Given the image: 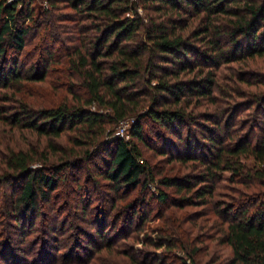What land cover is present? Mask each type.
<instances>
[{
	"label": "trees",
	"instance_id": "trees-1",
	"mask_svg": "<svg viewBox=\"0 0 264 264\" xmlns=\"http://www.w3.org/2000/svg\"><path fill=\"white\" fill-rule=\"evenodd\" d=\"M47 2L41 20L34 17L33 0H0V188L12 190L8 206L15 225L22 232L28 218L29 228L44 219L55 231L45 220L60 214L44 212L41 202H52L69 178L66 170L100 157L89 180H106L101 185L117 200L136 193L84 231L82 243L92 245L86 259L64 264L87 263L140 232L154 211L152 201L165 212L196 200L209 205L196 216L211 214L212 222L199 229L206 233L184 229L178 213L170 219L157 212L163 216L158 233H146L144 240L152 253L126 251L128 264H165L156 254L162 246L166 257L176 247H185L194 262L209 255L198 263L264 264V92L230 91L256 85L260 75L238 73L230 84L218 78L224 64L264 57V0ZM204 101L210 110H197ZM253 107L245 130L250 117H237ZM128 118H134L129 140L102 139ZM148 122L155 138L145 132ZM139 143L199 170L159 174ZM226 172L225 198L217 199ZM155 181L157 192L151 189ZM165 187L177 190V202ZM109 217L115 220L106 230ZM9 241L0 258L9 261L13 253L12 264L21 263Z\"/></svg>",
	"mask_w": 264,
	"mask_h": 264
},
{
	"label": "rangeland",
	"instance_id": "rangeland-1",
	"mask_svg": "<svg viewBox=\"0 0 264 264\" xmlns=\"http://www.w3.org/2000/svg\"><path fill=\"white\" fill-rule=\"evenodd\" d=\"M12 1L14 0H8L9 3ZM32 6L34 17L36 19L42 20L45 16L46 9L49 6L47 0H33ZM10 56L11 55L9 54L8 57L11 58ZM218 72L219 77L218 75L217 77L219 78L220 82L224 84H230V82L234 81L232 80V76L238 75V73H243L246 77H250V73L258 74L260 75V79L258 80L256 85L249 86L243 84V87H240L239 89H230V91L247 92V90H250L251 88H256L258 92H264V57H255L253 59L241 60L240 62H233L226 65L224 64L220 67V70ZM204 102L206 105L198 107L197 110H210L207 106L208 103L206 101ZM92 108L94 109L96 107L92 106ZM254 112L255 109L253 107L250 110H244L239 113L237 119L240 121L245 119V121L248 122V119L250 117V123L248 122V124L244 126L245 130L249 128V125H251ZM133 121L134 118H128L124 120L114 130H108L102 139L106 140L120 136L129 140L131 138L130 133ZM144 128L145 132L152 138L156 137L154 131H151L149 122L145 123ZM139 144L142 147L144 157H146L150 161V163L155 167V170L159 172V174H162L160 172H163V174L177 177L183 176L187 173L191 175L195 171L199 170V168H196V164L187 163L185 165L177 161L171 162L166 156L156 153L152 149L147 148L142 143ZM101 161V158L97 157L90 165L85 163L82 167H74L66 170V176H68L69 178L65 181L64 177L61 181L59 190L53 192L55 196L52 199V202H41V210H44V212L50 211V214L52 215L57 213L60 214L59 217H55L53 219L52 217H49V219L46 218L45 220L47 221V225L50 223V225L55 224V231H50L46 226L43 225L44 223H41L44 221V219L43 221L41 219H38L36 222V226L29 228L28 221L31 218H28L25 229H23L24 231L21 232L19 226L15 225L16 221L13 219V215L9 213V210L11 209L8 205H10L9 202L11 200L12 190L6 185L1 187L0 250L2 251L4 242H8L10 240L9 242L16 247L17 252H20L23 256V258H19L18 261L16 260V262H21L17 264H64L63 262H65V260L69 258H76L77 256H79V258H82L83 260L86 259L88 254L90 253L87 248L91 249L92 245L86 247V243H82V235L84 234V231H93L95 228L94 222L98 221L97 216L100 217L101 215H104V210H111V213L116 212V209L120 208L124 203L128 201L129 198L134 196V194L136 193V191H134L127 197V199L121 198L117 200L115 198V196H119L117 193H114L109 188L101 185L107 182L106 180L99 177H97L96 180H89L91 174H94V171L97 169V163H101ZM244 161L248 165L253 164L252 159H244ZM229 176L230 172L224 173V180L220 183L219 189L217 190V199L225 198L223 192L225 191L227 178ZM75 177H77L78 179H74ZM97 182H99V184ZM151 185V189L157 192L158 187L156 186H159L158 181L153 182V184ZM165 188L169 190L174 199H176V201L174 202H177V196L180 197V194L177 193V190L173 187ZM90 190H92L90 195L91 199L86 203V196L88 195ZM119 194H123V192ZM187 194H191V192H187ZM111 196L113 197L112 199H110ZM113 201L115 202L114 206H112ZM151 203L154 206V211L151 213V217L142 225L143 228L140 232H138L137 234H131V236L128 237L125 241H119L114 245L112 249L113 251L107 248H103L102 250L97 251L94 257H92V259H90V261L87 263L81 262L66 264H128V259L125 255L126 251L133 250L138 254H145V252L151 254L152 252L149 250H153L154 247L147 246L144 243L145 236L146 233L152 235V237H155L157 235L159 230L158 225L162 223L163 219V216H158L157 212H164L165 209H163L162 207H166L160 206L158 201H152ZM83 206L88 207L86 212L83 211ZM208 206V204L201 203L200 200H196L193 204L185 205L183 208H177L176 205L169 206L168 210L164 212V215L166 217H170L171 219V216H173L172 213H174L175 215H177L178 213L180 219L183 218L184 229L188 230V228H191V230H193V234L203 231L206 233V228H204L203 231L199 229L206 226L205 224L208 225L212 222L211 214L206 213L198 219H196V216L198 213L203 212L202 210H204ZM99 209L103 211L98 212ZM193 218H195L196 221ZM114 220L111 217L108 218V222L104 224V226H106V230L109 229V227L111 226L110 223H113ZM120 222L121 221L119 220L117 221V225L115 228L120 227ZM58 226L59 228L64 227V229H57ZM63 231H65V233H63ZM23 233L26 235L23 236ZM136 238H139L140 240ZM79 240L81 245L77 247L76 243H78ZM58 245L61 246L60 249L57 248ZM18 247L20 248V250L17 249ZM156 254L160 255L161 259L165 258V264H204V262L198 263L199 259L202 257L207 259L209 256L207 254L201 253V255L197 258L198 260L194 262L188 256V251L185 247H176L174 248L171 255L169 257H166L164 255L165 253L163 246L156 249ZM6 256L7 255H3L0 258V264H12L14 259L13 253H11L9 261ZM45 257H48V259L46 260Z\"/></svg>",
	"mask_w": 264,
	"mask_h": 264
}]
</instances>
